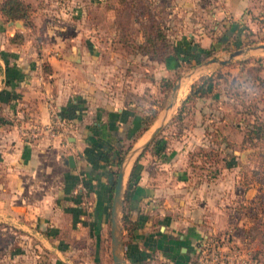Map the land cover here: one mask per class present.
<instances>
[{"label":"crops","instance_id":"0c3cea01","mask_svg":"<svg viewBox=\"0 0 264 264\" xmlns=\"http://www.w3.org/2000/svg\"><path fill=\"white\" fill-rule=\"evenodd\" d=\"M26 1L33 7L32 37L25 33L21 20V27H16L0 16V106L10 120L0 122V222L15 229L18 236L15 246L3 245L0 264H107L114 157L122 143L137 132L143 111L156 102L144 101L141 94L158 88L162 77L173 78L171 71L184 63L179 46H191L189 55H196L197 45L205 48L211 44L203 32L206 26L213 30L232 14V18L242 16L244 0H229V9L213 5L211 0H170L165 9L154 11L152 14H161L160 26L171 43V50L157 60L150 53L131 49L135 41H142L141 34L125 42L119 40L116 19L127 5L124 1L99 3L97 18L91 15L92 0ZM108 26V43L118 44L124 54L119 61L123 69L119 64L114 77L115 83L124 79L119 88L106 83L111 68L105 63ZM94 29L99 33L91 37L89 31ZM181 30H187L182 34L190 42L181 37ZM15 31L22 33L21 42L9 41ZM169 31L175 36L170 38ZM213 97L218 103L219 97ZM205 99H197L187 113L202 116L208 105ZM60 113H68L62 125L57 121ZM223 118L206 120L216 126ZM28 126H36L37 132L25 130ZM188 127L174 151L160 155L145 149L133 164L132 187L123 202L126 264H152L154 247H161L162 242L166 264H192L190 253L200 237L223 227L215 197L218 185L212 188V182L205 178L191 180L196 158L192 146L195 142L203 145L207 125L195 118ZM68 155L72 156V166ZM156 158L161 166L157 170L156 165L151 167ZM158 174L177 175V179L181 174V217L173 214L167 219L171 231H166V240H157L155 246L154 237L160 236L164 227L152 230L147 207L152 209L157 192L173 197L179 186L173 181L158 182Z\"/></svg>","mask_w":264,"mask_h":264},{"label":"rangeland","instance_id":"374dc122","mask_svg":"<svg viewBox=\"0 0 264 264\" xmlns=\"http://www.w3.org/2000/svg\"><path fill=\"white\" fill-rule=\"evenodd\" d=\"M145 1L143 3H137L134 8L125 5L124 11L118 14L116 20L119 28L122 32L132 34L126 35V38L133 37V35L137 36L141 33L143 34V30L137 31L136 29L139 26H148L150 21L157 15V18L161 17V14L156 15L152 13L161 9V7H164L165 9V7L170 4V0H151V2H149V0ZM197 1L201 2L207 0ZM102 2H104V0H92L91 3L93 9L91 15H93L94 18L100 16L98 15L96 7ZM211 2L213 5L217 4L216 6H222L226 9L230 8L229 0H211ZM239 2L240 0L238 3ZM232 9L235 11L234 6ZM132 10L134 12H132ZM242 11V16L236 14L233 16L234 18H232L233 14H229L230 16L226 17L224 23L218 25L216 29H213L214 31L210 30V28L208 29V26L203 29V32L209 36L211 41V46L209 45L205 47V49L210 47L209 56H202L201 52L192 56L189 55V49L191 46L187 47L184 44L179 46L178 51L183 53L181 57L184 63L174 72L171 71L170 75L173 77L172 79L175 81L176 77L182 71L189 69L195 63H198L208 57L225 56L227 52L233 49L244 48L248 45H255L257 43H264V0H244V7L242 8ZM91 22L93 23V21ZM32 26H25V33L30 37L33 36L31 33ZM108 28L109 26L105 27L106 31L108 30V33L104 35L107 37L105 38L107 44L104 49L106 51L105 55L108 57L105 63L111 68L108 70L106 83L109 84V86L119 88L122 87L124 79H118V83H115L116 81H114V77L118 75L117 69H119V64H121V68L123 69L124 64L119 61L122 59L124 54L118 44L112 42L108 43L111 36V31H109ZM140 28L141 27L138 29ZM183 31L185 33H183ZM183 31L181 30V37H184V39L189 41L186 35H183L186 34L187 30ZM97 33L99 32L95 29L89 31L91 37H94ZM169 33L170 38L175 36L171 33V31H169ZM197 37L196 33V38ZM1 38L2 34H0V40ZM193 43L195 44L196 42ZM170 44V40L166 42H159L157 52L154 53V59L157 60L161 54L171 48ZM197 46L200 47L199 45ZM116 54L118 55L116 59L109 58L110 55ZM197 59H199L198 62ZM256 69H259L257 73L260 75L262 81L251 80L252 77L250 74H253ZM247 74L249 79L243 80ZM201 75H210L212 77L211 90L208 92L205 99V101L208 102V105L202 112V116H192L191 114L186 113L187 116L185 119H182V122H177L176 120L175 122H169V119L163 129L145 149L156 151L160 153V155L162 152L166 153L171 150L174 151L173 148L175 146L178 147L181 145V134L188 132V125L193 123L195 118L203 119L204 123L207 125L204 132L208 135H205L206 139L203 141V145L196 142L193 143V152L197 151L199 147L208 149L211 145L208 139L212 138L216 132L225 133L226 139L230 143L231 149L233 150V156H226V153L223 152L218 153V158H204L200 155L196 156L193 160L191 180L205 178L210 180V183L212 182V188L214 185H218L216 188L218 195L215 197L219 203L218 208L221 210L218 213L219 216H222L223 227H221L220 231L215 232L216 236L219 238L224 237V241L226 240L225 237L229 240H233L234 245L240 252L245 254L250 253L256 260V264H264V174H262V172H264V156L261 152L262 147L257 141H242L245 122L251 119L249 113H242V110L244 109L243 106L251 111L253 110L255 114L261 115V111H259V109L264 105V51H260L259 49L246 50L235 56L234 59L228 63L222 65L212 63L200 74H198L194 78V81H198V77ZM192 80L193 79H188L179 90L177 95V106L180 100L185 96L186 92H188V85L192 82ZM217 82L218 84H216ZM153 89V92H150L149 94L146 93L147 95L141 94V97L144 98V101H149L151 99L156 101L152 109L153 112H156V116H159L162 108L168 100L169 90L165 92L160 88V85L158 88L154 87ZM213 96L219 97L216 99L218 100V103L213 102ZM139 101L143 102V100ZM146 110L143 111V114L146 113ZM221 115L224 117L223 121L216 123V126H214V123L210 124L211 122L206 120L207 118L209 119V117L217 118ZM143 125L144 123H141L137 132L129 137V140L122 143V150L126 149L135 136L142 131ZM30 129L32 128L29 126L25 127V130ZM213 146L216 147L215 145ZM155 165L156 170L158 167H161L160 161L157 158L151 164V167H154ZM113 167V169L117 168L115 164ZM253 170L256 172L253 173ZM176 176L177 175H172L170 177L169 174H158L155 176L157 181L160 183L172 184L173 181L176 185H179L176 186L175 190L172 192L175 194L173 197L172 195H167V193L163 195V191L157 192L158 194L156 193L157 195L154 196V205L152 206V209L147 207L146 213L149 214L150 212L149 215L152 216L153 220L152 230H154V232L158 231L157 228L159 225L164 227L162 231H159L160 236L163 234L161 238H159L160 236L158 235L154 237L155 246L157 244V240H166V231H171L167 228V219L172 218L173 214L175 217H181V202L179 203V200H181V174H178L180 179L175 178ZM174 180L178 182H175ZM232 182L234 183V186L231 185ZM166 192H169V190ZM165 199L166 202H163ZM151 210H153V212H151ZM249 223L260 228L258 235L252 239H248L245 235H243L242 229H240L242 225L248 226ZM222 228H228V230L224 231ZM171 229L175 231L173 228ZM107 230V264H113L109 251V220L107 221ZM176 232L178 233L179 231ZM15 233V229L3 227L0 222V251H2L3 245L10 244L14 246L16 244L18 236ZM177 233L175 235H177ZM251 242H253V244H251ZM196 244L194 247L197 246ZM164 245V242H162L160 244L161 247H154L155 253L151 257L152 264H166L167 260L165 258L167 254L165 253L166 250L164 249ZM176 252L177 255H180L181 251L176 249ZM190 256L193 260L196 256V248L191 251Z\"/></svg>","mask_w":264,"mask_h":264},{"label":"trees","instance_id":"16d2710c","mask_svg":"<svg viewBox=\"0 0 264 264\" xmlns=\"http://www.w3.org/2000/svg\"><path fill=\"white\" fill-rule=\"evenodd\" d=\"M124 1L129 7L136 6L137 3H140L141 1L144 2L145 0H119ZM32 4L29 1L26 0H0V16L3 20V22L9 21V20H21L24 26H32V20L30 17V12L32 11ZM153 16V15H152ZM160 19L155 17L151 20V23L149 26H143L139 29V31L143 30L142 41H135L133 44H131V49L135 50L137 52H145L150 53L153 56L154 53L157 52L158 43L161 41H168L166 31L160 26ZM123 27V26H122ZM119 40H122L125 42L127 39L126 35H131L130 33L127 34L126 32H122V30L119 28L118 32ZM117 36V35H116ZM126 36V37H125ZM9 41L11 42H21L23 39V35L20 31H15L12 35L9 36ZM168 43V42H167ZM211 46V45H210ZM171 50V48L167 49ZM175 51V49H174ZM195 51L197 53L201 52L202 56H209L210 55V47L209 48H201L196 46ZM165 52V53H166ZM164 54V53H163ZM161 54V56L163 55ZM160 56V57H161ZM199 59H197V62ZM259 69H256L255 72L251 75V80L260 81L261 77L257 73ZM248 80V74L243 78V80ZM211 80L212 77L210 75H201L198 77V81H193L190 83L188 92L185 94V96L180 100L178 106L175 109V113L171 117L169 122H175V120L178 122H182V119L184 118L185 114L189 111L191 106H194V103L199 98H204L208 95V92L211 90ZM218 80V78H217ZM173 79L162 77L159 81V84L161 86V89L167 92L171 85L173 84ZM262 81V80H261ZM218 84V82L216 83ZM242 103V101H241ZM242 113L245 114L249 113L251 116V119L245 122L244 125V132H243V139L242 141H251V142H258L260 146L262 147L261 152L264 156V105L259 109L261 111V115L255 114L254 111L249 110L248 108L243 106ZM61 117L68 116V113H60ZM156 112H153L152 108H148L146 110V113L143 114L140 117V122L144 123L142 130L155 118ZM10 121L9 118L5 117L2 112V108L0 106V122H8ZM141 127V126H140ZM154 140V139H153ZM152 140V141H153ZM210 142V147L208 149L204 147H199L197 151L194 152L195 156L200 155L201 157H213L218 158V153L223 152L226 153V156H233L232 149L230 146V143L227 141L226 137L223 136L221 133L216 132L214 136L210 139H208ZM215 145L216 147H214ZM125 151L121 148L116 153L114 159H115V165L118 166V163L120 161V158ZM225 157V156H224ZM134 166V165H133ZM133 166L130 170L127 184H126V191L132 187V170ZM254 171V170H253ZM254 171L253 173H255ZM114 178L116 169H113L112 171ZM264 174V172H262ZM114 182V179H113ZM113 187V183L111 184V189ZM126 195V193H125ZM123 228H127L126 226V214L123 212ZM2 224V223H1ZM260 232V228H258L255 225H250L248 228L242 229L243 235L248 237L249 239L254 238L258 233ZM13 246V245H10ZM15 246V245H14Z\"/></svg>","mask_w":264,"mask_h":264},{"label":"water","instance_id":"95a60500","mask_svg":"<svg viewBox=\"0 0 264 264\" xmlns=\"http://www.w3.org/2000/svg\"><path fill=\"white\" fill-rule=\"evenodd\" d=\"M8 24H13L16 27H21L20 20L8 21ZM259 49L264 51V43L248 45L244 48L233 49L225 56H211L198 63L192 65L189 69L179 74L169 89L168 100L161 110L159 116H156L129 144L123 152L118 166L116 168L115 178L112 187L110 209H109V251L113 264H126L125 251L123 243V202L126 193L127 179L130 170L148 144L157 136L163 129L164 125L171 119L177 107V94L182 83L200 74L210 64H225L234 59L235 56L243 53L246 50ZM67 161L70 166L72 156H67Z\"/></svg>","mask_w":264,"mask_h":264},{"label":"built area","instance_id":"2783aa9c","mask_svg":"<svg viewBox=\"0 0 264 264\" xmlns=\"http://www.w3.org/2000/svg\"><path fill=\"white\" fill-rule=\"evenodd\" d=\"M63 118L58 117V124L62 125ZM30 131L36 133L38 128L31 127ZM48 128V127H47ZM217 237L215 232H207L200 237L196 246V256L192 264H256L250 253L240 252L233 240Z\"/></svg>","mask_w":264,"mask_h":264},{"label":"bare ground","instance_id":"6f19581e","mask_svg":"<svg viewBox=\"0 0 264 264\" xmlns=\"http://www.w3.org/2000/svg\"><path fill=\"white\" fill-rule=\"evenodd\" d=\"M186 81H187V80H186ZM186 81H184V82L182 83L181 87L185 84ZM181 87H180V89H181ZM180 89H179V90H180ZM183 90H184V89H183ZM178 93H179V91H178Z\"/></svg>","mask_w":264,"mask_h":264}]
</instances>
